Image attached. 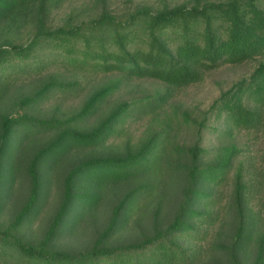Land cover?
I'll return each instance as SVG.
<instances>
[{
	"label": "trees",
	"instance_id": "16d2710c",
	"mask_svg": "<svg viewBox=\"0 0 264 264\" xmlns=\"http://www.w3.org/2000/svg\"><path fill=\"white\" fill-rule=\"evenodd\" d=\"M65 1L0 0V29L15 32L19 25L34 29L27 43L0 44V101L18 82L58 67L157 81L165 86V93L116 106L90 131L78 125L95 114L116 85L91 94L67 119H40L29 113L15 118L0 112V209L17 186L27 189L10 223L0 227V258L10 264H264L263 216L251 206L247 180L251 172H244L238 162L240 151L235 145H226L236 130L262 124L264 0L217 4L194 0L193 5L176 7L164 3L158 10L138 8L124 18L104 11L88 22L69 20L50 26L48 9ZM257 61L251 76L223 94L202 120L188 113L182 116L184 122L199 126L196 146H170L171 123H167L139 148L128 145L124 154L99 157L91 151L134 113L149 109L153 113L175 93L201 83L208 73ZM53 77L15 107L26 110L53 92L71 93L80 87ZM211 118L226 129L212 126ZM205 131L218 137L220 147L213 151L203 147ZM52 133L50 142L29 145ZM74 150L91 152L66 168L65 158ZM209 155L213 157L206 161ZM185 156L184 162H170ZM59 167L63 170L60 202L44 234L33 243L21 233L39 215ZM233 171V191L222 221L215 210L218 187ZM129 183L139 184L125 193ZM119 188L124 190L122 196L114 199L109 217L103 228L95 230L87 249L58 247L65 233H76L92 220L97 223L101 205L109 200L108 191ZM144 207L148 214H139ZM133 226L136 237L119 241V234ZM202 227L214 228L212 241L190 249L182 237Z\"/></svg>",
	"mask_w": 264,
	"mask_h": 264
},
{
	"label": "rangeland",
	"instance_id": "374dc122",
	"mask_svg": "<svg viewBox=\"0 0 264 264\" xmlns=\"http://www.w3.org/2000/svg\"><path fill=\"white\" fill-rule=\"evenodd\" d=\"M203 3H227L231 0H203ZM166 3L170 7L180 5H193L194 0H66L63 4L48 9L47 22L50 26H61L72 20L74 22L84 21L88 22L97 19L104 11L112 13L118 17H126L132 11L141 7H151L155 10L160 9ZM34 29L30 25H19V30L12 32H4L0 29V44L10 41L15 44L27 43L32 38ZM259 62H252L242 66H226L217 71L208 73L205 79L196 85L190 86L187 89L177 92L173 97L163 106L157 107L152 113V109L134 113L131 118H128L123 126L119 127L117 133H114L104 143L100 144L92 152L99 157L116 156L124 154L128 145L133 149L139 148L141 144L146 142L152 135L159 131L166 129V124H170L169 141L173 148L179 147L188 149L196 146L199 141V126L184 122L182 116L188 113L191 118L202 120L205 113H208L212 106L219 101L223 94L231 90L239 82L248 79L254 70L257 68ZM43 76H37L28 80L18 82L17 86L12 88L8 94L0 101V112H7L13 117H18L29 113L40 119L61 118L67 119L75 115L85 104L86 99L96 91L107 86L116 85L117 88L111 93L108 98L99 106L95 114L78 129L82 131H90L95 128L113 109L122 104L134 101H140L152 98L155 95L164 92L165 86L157 81L152 80H137L124 78L118 73L113 74H89L83 71L78 73L66 70L65 68H55L49 72H43ZM56 76L58 80L65 83H77L80 85L78 90L71 93L53 92L47 99L41 101L35 107L18 110L15 106L19 100L26 95L39 89L45 81H49ZM212 126H220L221 130H225L226 126L217 124L210 119ZM54 137V133L46 135L32 141L31 146H42L50 142ZM227 146L235 145V148L240 151L238 162L243 163L244 172L248 171L251 177L248 180L249 194L251 195V206L253 209L262 215L260 226L264 229V114L262 116V124L257 128L249 130H236L231 138L226 139ZM219 139L216 135H212L210 131L203 133V147L208 148L209 151L215 150V147H220ZM173 148L170 151H173ZM90 150H74L65 159L66 168L70 164L77 163L85 158ZM213 155V152H211ZM206 157L209 161L213 156ZM171 158V157H170ZM184 162L185 157L171 158L170 162L176 160ZM65 169V168H64ZM61 168L52 175L54 181L48 188V199L44 202L39 215L31 222H29L23 229V237L37 243L44 234L54 211L61 199ZM164 174V173H163ZM228 175V180L222 183L218 188L217 207L216 212L223 216L227 211L226 205L230 201L232 194L233 176ZM249 175V176H250ZM160 176V175H159ZM248 176V177H249ZM139 183H129L125 188V193L136 187ZM155 184L158 182L155 181ZM27 189L24 185H19L14 190V193L7 198L0 209V227H6L13 218L14 213L22 204L26 197ZM124 190L108 191L109 200L101 205L102 210L98 213L96 221L92 222L82 230L76 233H65L59 241L58 247L69 251H81L87 249L92 242L94 232L97 229L103 228V224L109 217L117 197L122 196ZM175 193L172 192L171 197ZM147 215L148 210L144 207L141 212ZM138 217V215H136ZM146 217V216H145ZM222 223V222H221ZM220 223V224H221ZM218 224V225H220ZM138 233V230L133 226L119 234V241L133 240ZM214 236V228L207 229L202 227L200 231L189 234L187 237H182L184 244L188 247L198 249L203 244L210 243ZM113 240V243H117ZM191 251V250H190ZM192 252V251H191ZM0 264H10V261L0 258Z\"/></svg>",
	"mask_w": 264,
	"mask_h": 264
}]
</instances>
